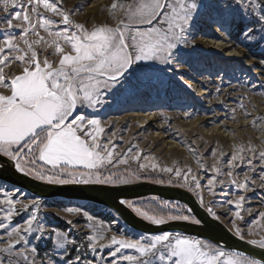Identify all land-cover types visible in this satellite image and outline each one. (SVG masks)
I'll return each instance as SVG.
<instances>
[{
	"label": "snow or ice",
	"instance_id": "obj_1",
	"mask_svg": "<svg viewBox=\"0 0 264 264\" xmlns=\"http://www.w3.org/2000/svg\"><path fill=\"white\" fill-rule=\"evenodd\" d=\"M197 7L196 0H129L126 6L114 2L110 13L122 9L118 19L110 14L104 22L89 26L78 21L79 11L65 8L63 0H0V160L10 161L20 175L45 185L118 188L146 182L178 187L237 240L264 251V206L248 207L246 200L248 192L264 189V151L249 149L245 155L242 148L228 153L209 145L210 166L202 162L207 159L204 153L197 157L196 169L179 162L169 166L153 155L154 148L145 150L131 141L119 148L117 133L108 131L111 121L79 114L78 105L98 104L101 89L113 87L131 64L164 63ZM113 19L116 23H109ZM200 87L207 92L206 84ZM223 87L219 82L211 95L219 96ZM192 116L185 112L184 118ZM260 119L257 116L253 123ZM177 142L183 145L182 140ZM190 153L196 157V147H190ZM241 168L243 172L238 171ZM202 173L208 174L206 184ZM229 185L239 194L215 200L218 190ZM16 191H0V230L7 229L0 236V253L20 257L26 264H48L27 246L26 236L35 232L39 240L56 233L38 223L40 198L16 197ZM119 203L156 227L206 223L178 205H166L174 208L173 214L157 216L131 201ZM23 212L27 219L10 227ZM253 214L252 222L244 226V219ZM59 215L82 235L80 240L64 238L60 243L66 249L58 254L60 260L68 256V249L76 253L66 264H264L222 243L178 233L125 237L112 230L117 220L98 221L82 208H65Z\"/></svg>",
	"mask_w": 264,
	"mask_h": 264
},
{
	"label": "rangeland",
	"instance_id": "obj_2",
	"mask_svg": "<svg viewBox=\"0 0 264 264\" xmlns=\"http://www.w3.org/2000/svg\"><path fill=\"white\" fill-rule=\"evenodd\" d=\"M63 2L65 8L74 6V11H79L75 16L78 21H87L91 26L95 22H104L110 14L118 19L122 9L110 13L112 3L126 6L129 0H109L95 6L93 0ZM196 2L198 7L183 26L178 46L171 50L164 63L156 60L133 63L113 87L101 89L98 104L91 108L78 105L79 114L85 118L112 122V128L108 131L117 133L116 144L119 148L123 149L131 141L134 146L146 147L145 150L154 148L153 155L162 164L170 166L179 162L191 165L194 169L198 167L197 157L201 153L207 155V159L202 161L206 166L213 163L209 145L228 153L242 148L245 155L249 149L264 151V0ZM116 19L109 23H116ZM212 26L220 29L229 47L227 52L241 54H235L232 60L227 61L223 60V55L209 51L202 40L211 35L209 29ZM219 82L224 86L220 95H211L215 93ZM202 83L207 85V92L200 87ZM188 84L193 85V89ZM185 112L192 113V118L185 119ZM136 114H150L155 121L151 124L142 123L146 121L145 117L136 121ZM257 116L261 117L260 122L254 124ZM153 126H158L160 130L155 131ZM153 132H161L163 138H157ZM178 139L183 141V145L177 142ZM193 146L197 149L196 157L190 153V147ZM224 163L226 166L227 157ZM238 171L243 172L244 169ZM258 174L259 170L254 173V178ZM202 176L206 184L208 174L202 173ZM14 190L0 183V191L12 193ZM221 191L226 195H222ZM234 193L239 194L229 185L218 190L214 199H227ZM21 194L23 199L34 198L19 190L15 192L16 197H21ZM209 198L206 194V199ZM246 200L248 207L264 206V189L256 188L248 192ZM132 203L157 216L174 212V208L166 207L168 203ZM41 204L43 208L38 223L55 231L56 235L53 237L49 234L36 240V233H29L26 243L36 249L39 257L47 258L48 264H66L76 254L74 248L68 249V256L64 260L59 259L58 254L66 250L60 247L64 238L82 239V235L74 232L60 217L59 214H63L65 208H82L98 221L110 223L117 220L112 230L125 237L138 239L146 236L127 228L113 212L98 206L65 201H41ZM27 217V212L20 213L12 219L10 227L23 223ZM253 219L254 214L246 217L243 225L247 226ZM6 230H0V236ZM20 246L17 245V248ZM0 261L26 264L22 258L9 253H0Z\"/></svg>",
	"mask_w": 264,
	"mask_h": 264
},
{
	"label": "water",
	"instance_id": "obj_3",
	"mask_svg": "<svg viewBox=\"0 0 264 264\" xmlns=\"http://www.w3.org/2000/svg\"><path fill=\"white\" fill-rule=\"evenodd\" d=\"M0 183L22 191L41 201H65L101 207L113 212L132 231L146 236H157L165 232L188 238H201L213 244L222 243L227 249H236L251 257L264 260V251L258 250L244 241L237 240L222 225L211 220L197 204L195 197L178 187L136 183L118 188L97 186H52L38 183L20 175L10 161L0 160ZM158 198L165 202L178 203L192 210V213L206 221L200 226L172 222L160 227L153 226L137 216L129 207L119 203L121 199L138 201Z\"/></svg>",
	"mask_w": 264,
	"mask_h": 264
},
{
	"label": "bare ground",
	"instance_id": "obj_4",
	"mask_svg": "<svg viewBox=\"0 0 264 264\" xmlns=\"http://www.w3.org/2000/svg\"><path fill=\"white\" fill-rule=\"evenodd\" d=\"M93 5L95 6L98 3H105L106 1L109 2V0H93ZM211 35H209V37H205L202 41V43L208 48L209 51H214L217 52L221 55H223V60H227L230 61L233 59V57H235V54L232 52H227L228 50V46L226 44V40L224 39L223 36H221L222 34L220 33V29H218L217 26H212L209 29ZM221 58V57H220ZM235 59V58H234ZM191 87H194L193 85H191ZM193 89V88H190ZM143 115V114H142ZM141 114H136L134 115V119L140 120V118L145 117L146 121L142 122V123H148L151 124L155 121V118L147 115V116H142ZM153 128H155V131L160 130L158 126H153ZM155 135H157V138L162 139L163 134L161 132H153Z\"/></svg>",
	"mask_w": 264,
	"mask_h": 264
},
{
	"label": "trees",
	"instance_id": "obj_5",
	"mask_svg": "<svg viewBox=\"0 0 264 264\" xmlns=\"http://www.w3.org/2000/svg\"><path fill=\"white\" fill-rule=\"evenodd\" d=\"M146 201H155V202H158V203H168V204H172V205H178L180 209H185L186 208L185 206H183L181 204L165 202V201H162V200H160L158 198H146V199H142V200H138V201H134V202H146Z\"/></svg>",
	"mask_w": 264,
	"mask_h": 264
}]
</instances>
